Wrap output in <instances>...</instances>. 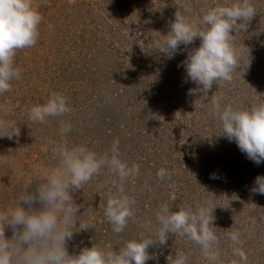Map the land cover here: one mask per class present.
<instances>
[{
    "label": "rangeland",
    "instance_id": "obj_1",
    "mask_svg": "<svg viewBox=\"0 0 264 264\" xmlns=\"http://www.w3.org/2000/svg\"><path fill=\"white\" fill-rule=\"evenodd\" d=\"M99 1V3H95L93 0H81V2L80 0H47L44 3V0H33L34 6L40 5L38 11L44 18L40 25V37L34 47L17 52L15 63L16 66L23 69L22 76L24 77L18 82H13L11 92L0 96V103L11 107L8 119L16 123L20 130L22 125H19L18 120L23 118H25V125H31L30 128L33 126V122L26 120L23 111L33 105L45 103L54 92L52 91L54 88L69 98L73 109L70 114L79 115L80 107L77 105L81 103L84 85L78 77L82 76V72L86 76L89 73L86 70L88 66L93 67L89 63V57L94 56L92 53L104 44L116 51L117 43L114 39L112 40L106 34L107 41L105 43L99 37L103 30L110 34L111 28L106 26L108 22L114 28L128 34L136 30L138 23L150 27L151 13L144 3H140L141 0H130L132 4L134 3L135 10L128 3H123L121 9L116 10L114 17L108 14L114 4L113 0ZM217 2L224 3V0H207V3L204 2L200 8L196 7L193 16L201 15L207 6ZM254 3L258 13L249 22L247 30L241 32L240 37L241 46L246 50L249 49L251 63L246 69L241 67L240 71L233 74L234 79L231 84H224L221 87L216 84L213 88V91L224 93L225 103L246 106L253 101H264V0H254ZM85 11L94 12L97 17L91 21V17ZM76 12L78 14L82 12L84 18L76 19L74 16ZM107 16L110 17L108 22ZM169 22L171 24L174 19ZM151 31L153 29H145L146 34ZM233 34L235 35V32ZM145 39L146 35H143L134 41L139 44L134 49L135 55L134 52L128 53L127 49H119L118 55L124 56L126 63L130 62L131 56H135V60L140 61L139 53L146 54L142 49ZM81 55L83 58L80 61ZM184 55L187 58L186 52ZM245 60L246 56L242 57V64ZM100 63L96 65L101 66L103 62L100 61ZM153 68H155L154 64L148 70V76L155 82L154 78L157 75L159 80L155 82L156 87L161 86L162 89L152 90L154 96L149 98L143 96V102L149 104L141 116L143 121L139 127L134 126L135 138L126 142V148L119 149L120 154L124 153V156L133 155V162L137 164L147 159L156 164L157 170L154 177L152 174L148 175L150 184L146 191H142L141 197L143 198L137 203L136 209H141L148 215L147 219L150 218L155 224V213L158 206L156 208L149 206V202L153 204L158 201V204L161 205L160 199L166 196L165 191H167L163 188H168L170 211H178L177 205L182 203L195 206L205 199L211 200L217 206L213 212L215 217L213 226L216 227L218 234L230 231V229H238L241 234L243 232L241 237L243 240H264V195L252 192L255 184L251 175V173H255V176H264V162L257 165L247 158L245 153L241 152L234 141H229L221 135V124L210 113L211 105L208 106L204 102L210 100L211 96H207L204 101H201L200 93L196 96L190 95V97L186 95L184 84H182L184 80H186L188 92L189 89L198 87L192 85L186 73V76H180L182 79L179 81L173 76L169 78L162 76L158 67V69ZM101 72H103L102 68ZM39 77L43 82L41 87L36 84ZM73 77L78 80H74ZM83 79L82 77L81 80ZM132 84H136V82L133 81ZM114 88V85L110 86L109 84V89ZM204 107L205 109H203ZM66 117L49 118L48 123L39 124L40 134H48L50 127L53 126L56 131L59 129L60 120ZM122 117V115L119 116L121 120ZM93 121L99 122V117ZM204 121L206 124H203ZM186 125H190L192 128L187 130ZM97 127L98 129L94 132L90 129L86 132L81 131L84 137L83 143L87 144L89 148H94L99 144L110 149L111 145L108 147L109 144L106 145V143L109 142L111 136L101 133L102 128ZM43 131L45 132L43 133ZM72 131L74 130L72 129ZM21 132L25 133L26 131L23 129ZM55 134H58V137L60 133L56 131ZM41 137L44 139L43 136ZM57 137L51 140V144L45 140L40 142L41 149L38 153L29 150L27 157L17 155L18 157L11 167L0 166V211L11 206L21 194L22 182H19L16 177L25 171L27 173L25 177L29 182L31 179L29 176L32 174L34 166L51 165L55 148L64 145L71 146L66 137ZM13 139L0 137V143L4 144L0 148L2 150L0 154L8 155L10 152H15L16 146L10 148ZM8 148L10 149L8 150ZM235 151L241 153L242 158H236ZM161 168L166 169L170 178L166 176L162 181L157 178L156 173ZM102 171V175L97 177L95 182L91 181L73 193L75 203L80 206V215L82 216L80 220L83 228H80V224H76L79 231H74L71 240L85 239V234H88L86 239H90L97 222L102 219L106 223L104 209L108 197L98 198L92 196L89 191L91 189L89 186L95 189L97 181L107 173V169ZM212 176L216 178H211ZM86 185L88 187L85 188ZM157 187L158 189H156ZM135 190L136 187L133 191ZM155 190L159 193L156 194ZM85 191L86 193L83 195H87V197L81 198L78 192L82 194ZM150 208L152 209L150 210ZM136 222L138 226L135 224ZM136 222H133L136 227L131 223L129 225L132 227V232L117 235L116 240L130 239L140 231V224L145 221L136 215ZM86 226L90 227V231L84 230ZM5 235L11 238L12 232L9 228L5 229ZM111 237L109 235L103 239L110 240ZM168 240H186V238L170 234ZM118 243H123V241H118ZM90 244L87 248L93 246L92 242ZM118 245L115 246L116 251L119 250ZM81 246L82 244H79L78 241H69L66 248L67 251L69 248L79 252ZM220 246L222 249L221 259L225 264H228L232 259L230 241H221ZM104 247L106 248V246ZM243 247L249 256L250 264H264V241H244ZM179 251L189 255L188 264H209L201 257L198 246L188 241H167V244L163 246H151L149 254L153 256V259L146 261V264H170V261L175 258L176 252Z\"/></svg>",
    "mask_w": 264,
    "mask_h": 264
},
{
    "label": "clouds",
    "instance_id": "obj_2",
    "mask_svg": "<svg viewBox=\"0 0 264 264\" xmlns=\"http://www.w3.org/2000/svg\"><path fill=\"white\" fill-rule=\"evenodd\" d=\"M39 7L34 6L33 0H0V96L11 92L13 82L22 79L23 69L16 66L15 58L18 51L37 44L44 19ZM191 13V0H184L170 31L153 42V49L172 58L180 45L187 47L199 38L200 46L191 50L182 62L188 79L198 86L189 89L188 95L196 96L200 92L208 93L214 83L219 87L231 84L233 74L250 65L249 49L241 46L240 37L258 11L254 0H224L207 6L201 15ZM244 56L246 60L242 64ZM225 100L223 92H215L209 108L222 126L221 135L234 141L257 165L264 162V101L240 106ZM72 111L69 98L53 92L45 103L31 106L23 115L43 125L49 118L66 117ZM10 112V105L0 103V137L12 140L19 137L20 128L8 119ZM72 129L70 120H60L62 137ZM14 162L15 154L0 155V166L11 167ZM103 169L116 176L110 186L106 182L95 184L96 193L109 189L104 216L112 232L121 235L130 220L135 223L137 201L126 193L125 185L139 176L140 165L122 159L119 139L112 142L110 154H98L82 144L64 145L53 150L51 165L34 166L32 178L21 188L17 200L0 211V264H146L153 259L149 248L166 245L170 234L198 246L201 257L209 264H225L220 245L227 239L232 256L228 264H250L240 230L218 234L213 226L217 206L207 199L195 206L179 204L178 211H170L171 204L162 203L155 213V224L151 220L142 222L141 230L124 240L118 251L95 243L70 256L66 245L74 231H79L78 220L83 228L77 215L80 206L75 203L73 193L99 176ZM156 176L161 181L166 176L170 178L164 168ZM254 184L252 192L264 195V176H257ZM6 228L11 230V238L6 237ZM188 261L189 255L179 251L170 264H188Z\"/></svg>",
    "mask_w": 264,
    "mask_h": 264
},
{
    "label": "trees",
    "instance_id": "obj_3",
    "mask_svg": "<svg viewBox=\"0 0 264 264\" xmlns=\"http://www.w3.org/2000/svg\"><path fill=\"white\" fill-rule=\"evenodd\" d=\"M93 1L95 3L100 2L99 0H93ZM112 2L114 4H112L111 12L108 13L112 17L115 16L116 10L121 9L123 3H128L129 6L135 10L134 3L132 4L130 0H113ZM183 2L184 0H141L140 3L141 4L144 3L147 7V10H149V12L151 13L152 22H150L149 24L150 27H146L138 23L136 26V30H134L133 32H129V34L127 32L123 33V31H121L120 29L114 28V26L108 22L109 21L108 19L110 17L109 16L106 17V20L108 22L106 26L108 28H111L110 34L109 32H106V30H103L100 33L101 36L99 37L105 43L107 41L105 37L106 34L112 40L114 39V41L117 43L116 51L115 50L113 51L110 46H106V44L103 43L104 45H102L101 47L97 49V51L92 53L94 54V56L89 57V60H90L89 63L93 67L88 66V68L86 69L89 72L87 73L88 75L86 74L85 76V73L82 72L81 73L82 76L78 77V79H80L81 83L84 85V88H83L84 92L81 93V103L80 105H77L78 107H80L79 115L75 116V114L73 115L69 114L66 118H64L66 120L72 121L71 123L73 125L74 131H72L71 134L69 133L67 136H64L66 137V139L69 140V143L71 144V146L82 144L88 147L87 144L83 143L84 137H83V134H81V131L83 130L84 132H86L87 130L90 129V130H93L94 132L96 131V129H98L97 126H100V128H102L101 133L111 136V138L109 139V142L106 143V145L109 144L107 145L108 147H110V145H112V142L116 138H118L119 139V149L123 147L126 148L127 146L126 142H129L130 139L135 138L136 134H133L135 133L134 126L139 127L141 125V121H143L142 120L143 117L141 116H143V111H145L149 105L147 102H143L142 100L143 96L145 95V96H148L149 98L151 96H154L152 90H157L159 88L162 89L161 86L159 88L156 87L155 82H158L159 80L157 75L154 78L155 82L151 80V78L148 76V70L151 69L152 65L154 64L155 68L158 67L159 70L162 72V76H167L168 78L170 76H173V77H176L179 81H181L182 78H180V76L181 75L186 76L185 75L186 70L182 66V62L186 59L184 53L186 52L188 54L194 48H198L200 46L199 39L197 41H194L193 43L194 45L190 44L187 47H185L184 45H180V48L177 54L172 58H168L164 54L159 53L158 51L153 49V42L157 39H161L162 36L167 35L168 32L170 31L169 21L171 19L175 20V13ZM191 2H192V15H194V10L196 9V7L200 8L204 4L205 0H197V1L191 0ZM85 12L86 14L89 15V17H91V21L94 20L95 17H97L96 14H94V12H90V11H85ZM74 16L76 19L78 17L84 18V15L82 14V12H80L79 14L78 12H76ZM145 29H153V31L146 34ZM143 35H146V39H145V44L142 49H143V52L145 51L146 54L141 55L139 53L140 61H137L135 60V56L134 57L131 56L133 52H134V55L136 54L134 49H136L137 46H139V44H137V42H134V41L139 36H143ZM119 49L120 50L127 49L128 53H131L129 54L131 56L129 63L125 62L124 56L120 57L118 55ZM82 58L83 56L81 55L80 61ZM96 61H97L96 64H101L100 61H102L103 63L101 66L96 65L95 64ZM101 68L103 69V72H101ZM23 77L24 76H22V78ZM82 77L84 78L83 80H81ZM73 78L74 80H78L75 77ZM40 79L41 78L39 77V79L36 80V84H39V86L41 87L43 86L42 85L43 82H41ZM133 81L136 82V84H132ZM109 84L110 86L114 85V87L117 90H114L115 88L109 89ZM182 84H184L183 87L185 89L186 95L190 97V95H188V86L186 85V80H184ZM192 85L196 86V84H194L193 82H192ZM215 85L216 84H213L212 89L209 90L208 93L200 92L201 101H204L207 96H212L213 93L217 92L216 90L213 91V88L215 87ZM52 86H53V83H52ZM52 91L58 92L57 88L56 89L54 88ZM138 97H139V100H138ZM204 102L208 106L211 105V99L208 101H204ZM203 109H205V107ZM25 111H23V114L25 113ZM120 115L123 116L122 120L119 118ZM97 117H99V122H94L93 119L97 120ZM18 122H19V125L20 124L22 125L21 130L24 129L26 132L22 133L20 130L19 137L18 138L14 137L13 143H11L12 145L10 146V148L16 146V149H14L15 152L13 153L15 154V159L16 157H18L17 155H22L24 157H27L29 150H32L38 153L39 150L41 149V146L39 144L40 142H42L43 140L49 142L50 140L55 139L58 135V134H55V132L59 131V129L55 131V126L50 127V132H47L48 134H40L41 131L38 126L39 123L37 124L33 122V126L32 128H30L31 125L24 124L25 118H23L20 121L18 120ZM203 124H206V121H204ZM185 127L187 130H190V128H192L190 125H186ZM44 132L45 131H43V133ZM41 136H43L44 139ZM58 137L63 138L60 134ZM4 138H7V137L5 136ZM2 145L4 144L0 143V148ZM10 148H8V150ZM91 149L95 150L98 154H103L105 152H109L110 154L109 148H106L99 144ZM0 151L2 152V150ZM235 152L237 153L236 158H239V157L242 158L240 156L241 153H238L237 151ZM228 156L231 157L230 154H228ZM121 157L122 159L128 161L130 164L133 163V155L129 154V156H124V153H121ZM139 165H140L139 176L134 181L130 179L129 181L126 182V185H125L126 193L128 195L131 194L133 197H135L137 203H139V200H142L143 198L141 197L142 191H146L150 184L148 175L152 174L154 177V173L157 170L156 164L152 163L150 159L142 161ZM102 172L99 176L94 177L92 181L95 182L96 178L97 177L99 178L102 175ZM254 174L255 173H251L255 181L257 176H255ZM25 175H27V173H25L24 171L23 174L16 177V179H18L19 182H22L21 188L28 183ZM29 177L32 178V174ZM102 177L97 181V183L106 182L109 184V186L111 184V181L116 179V176L110 173L108 170H107V173ZM35 183L36 182L34 181L31 187L34 186ZM86 187H88V185H86L85 188ZM135 187H136V190L133 191ZM158 187L156 189H158ZM89 188H91L89 189V191L91 192L92 196H95L98 198L108 197V194H109L108 188L103 189L100 193H96V189H94L92 186H89ZM163 190L168 191L169 189L163 188ZM167 191H165L166 196L161 197V199L159 198L160 202L162 203L169 202L170 194H168L169 191L168 192ZM155 192L156 194L159 193L157 190H155ZM85 193L86 191L82 194L78 192V194L81 195V198L87 197V195H83ZM176 201L179 202V200H176ZM149 206H153L154 208L158 206L159 208L160 204H158V201H156L153 204L149 202ZM151 209L152 208H150V210ZM77 215L82 217L80 215V209ZM136 215L139 219L145 222L150 220V218L147 219L148 215H146V213H143L141 209H136ZM87 220L88 219L86 218V221ZM130 223L134 225L135 227L137 225V222L135 223L136 224L135 225L131 220L129 221V225H131ZM76 224H80V221L78 220ZM129 225H128V228L125 229L124 233L126 234L132 232V227H129ZM225 227L227 228V226ZM84 230L90 231V227L86 226L84 227ZM230 230H233V229H230ZM92 233L93 235L90 236V239L92 240H104L103 238L109 235L112 236L110 240H116V236H117L116 234L112 232V228L109 222L106 220V223H105V221L102 219L100 222H97L95 228L92 230ZM85 235L87 236L88 234H85ZM86 236H84L85 239L81 238L80 240H90V239H86ZM78 242L79 244H82L80 251L84 249V247H88L89 245H91L90 244L91 242L93 245L96 243L99 245H104L106 246V248H109V247L113 248L114 251H116L115 249L116 245L119 244L118 246L120 245L122 246L123 244V243H118V241H110V242L109 241L108 242L106 241H78ZM68 251H70L68 252L70 256L78 255L80 252V251L78 252L77 250L75 251L69 248H68Z\"/></svg>",
    "mask_w": 264,
    "mask_h": 264
}]
</instances>
